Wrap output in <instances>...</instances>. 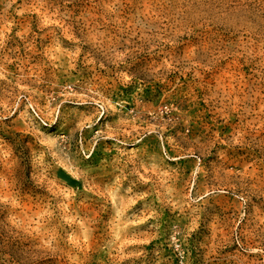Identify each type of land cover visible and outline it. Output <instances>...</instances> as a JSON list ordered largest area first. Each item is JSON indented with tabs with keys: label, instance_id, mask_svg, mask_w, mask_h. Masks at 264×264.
<instances>
[{
	"label": "rangeland",
	"instance_id": "obj_1",
	"mask_svg": "<svg viewBox=\"0 0 264 264\" xmlns=\"http://www.w3.org/2000/svg\"><path fill=\"white\" fill-rule=\"evenodd\" d=\"M0 264H264V0H0Z\"/></svg>",
	"mask_w": 264,
	"mask_h": 264
}]
</instances>
